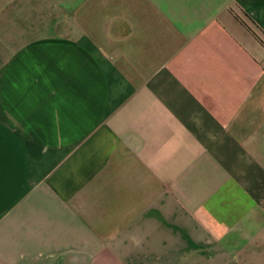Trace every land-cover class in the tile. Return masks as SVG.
Here are the masks:
<instances>
[{
    "label": "crops",
    "instance_id": "0c3cea01",
    "mask_svg": "<svg viewBox=\"0 0 264 264\" xmlns=\"http://www.w3.org/2000/svg\"><path fill=\"white\" fill-rule=\"evenodd\" d=\"M0 264H264V0H0Z\"/></svg>",
    "mask_w": 264,
    "mask_h": 264
}]
</instances>
